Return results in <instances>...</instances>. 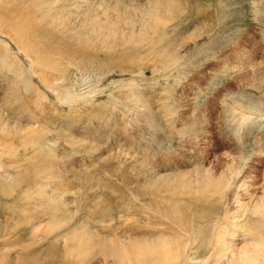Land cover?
I'll list each match as a JSON object with an SVG mask.
<instances>
[{"label":"rangeland","instance_id":"1","mask_svg":"<svg viewBox=\"0 0 264 264\" xmlns=\"http://www.w3.org/2000/svg\"><path fill=\"white\" fill-rule=\"evenodd\" d=\"M28 5L0 0V259L77 226L138 263L264 264V0H38L51 35Z\"/></svg>","mask_w":264,"mask_h":264},{"label":"bare ground","instance_id":"2","mask_svg":"<svg viewBox=\"0 0 264 264\" xmlns=\"http://www.w3.org/2000/svg\"><path fill=\"white\" fill-rule=\"evenodd\" d=\"M21 1V0H20ZM23 1V0H22ZM18 2V1H17ZM37 2H38V0H31V5H28V6H26V7H23V9H21V11H26V16H27V13L29 12V15L26 17V20H27V23H28V26L27 27H30V28H33V29H42V30H48V35H51V30L49 29L50 28V25L49 24H45V25H43V26H34V24H31V19L30 18H35V13H34V11H35V9H36V7L38 6L37 5ZM19 4V3H18ZM17 4V5H18ZM17 7V6H16ZM16 12H18V8H17V10H16ZM23 17H25V16H23ZM40 25V24H39ZM108 25H109V22L108 21H106L105 23H102V22H98L97 21V26H99V27H103V28H107L108 27ZM155 26V25H154ZM114 27V26H113ZM157 27V26H156ZM12 33H13V39H14V41L15 42H17V43H22V44H24V45H26V46H28V47H31L30 45H27L22 39H20L19 38V33H18V31L16 30V29H13L12 30ZM57 40H59V39H57ZM18 114V113H17ZM25 117V116H24ZM15 126V125H14ZM15 138H18V137H16V135L14 136ZM20 137V136H19ZM22 137V136H21ZM20 137V138H21ZM42 145V144H41ZM41 169V168H40ZM41 171V170H40ZM200 174V173H199ZM179 176V175H178ZM199 176V175H198ZM200 176H202V175H200ZM185 178V177H184ZM198 178V177H197ZM202 178V177H201ZM178 179V180H177ZM177 179H175V180H177V181H179V177L177 178ZM181 179V178H180ZM186 180V179H185ZM197 180H199V179H197ZM177 181H175L177 184H178V186H179V183H182V182H180L179 181V183L177 182ZM185 182H187V180L185 181ZM189 182V181H188ZM200 182V180L198 181V183ZM202 182V181H201ZM201 182H200V184H201ZM162 183H171V182H162ZM161 183V184H162ZM184 183V182H183ZM175 183H173V185H174ZM190 184V183H189ZM167 185V184H166ZM164 186V188L166 189L168 186H165V185H163ZM163 186H162V188H163ZM176 187V186H175ZM161 188V187H160ZM163 188V189H164ZM178 187H176V189H177ZM183 188H185V184H184V186H183ZM156 189H158L157 187H156ZM165 189L163 190V191H165ZM179 189V188H178ZM177 189V190H178ZM186 190H187V188H185ZM169 190H171V189H169ZM177 190H175V191H177ZM168 191V190H167ZM177 192H179L180 193V191H177ZM184 192V191H183ZM160 193V192H159ZM166 193V192H165ZM169 193V195L171 194L172 195V193H174V191H172L171 190V192H168ZM158 194V193H157ZM160 197V196H159ZM173 200V199H172ZM158 201V200H157ZM166 201H167V199H166ZM164 202V201H163ZM168 204V203H167ZM175 205V204H174ZM178 206V205H177ZM172 207V206H171ZM163 209H164V207H163ZM162 210V209H161ZM165 210V209H164ZM167 210V209H166ZM177 211V210H176ZM171 212V211H170ZM170 212H168V214H170ZM259 212V211H258ZM165 213V212H164ZM260 213V212H259ZM186 214H188L187 212H186ZM193 216V215H192ZM171 217V216H170ZM177 217H179V216H177ZM181 217V216H180ZM193 218V217H192ZM175 219V218H174ZM176 220V219H175ZM51 221H53V219L51 220ZM52 223V222H51ZM58 223V222H57ZM70 223V222H69ZM72 224V223H71ZM70 224V225H71ZM77 224V223H76ZM53 225V224H52ZM67 225V224H66ZM193 225V224H192ZM182 226V225H181ZM198 226V225H197ZM186 227V226H185ZM193 227V226H192ZM191 227V228H192ZM67 229L66 230H70V231H65V233H63V235L60 233L59 234V237H61V239L62 238H64L65 239V241H62V243L64 244V248H62V250H59V249H53V255L55 256V258H53L52 257V261L50 262V263H48V264H78L77 263V256H78V252L79 251H81V252H86V251H92V249L93 248H95V249H99L102 253H104L106 256H108V257H111V259H113V260H117L116 262H114L113 264H147L146 262L145 263H142V262H140V263H138V261L139 260H137L138 259V257L139 256H141L140 258H142V257H149L148 255H150V252L151 253H155V252H152V251H150L149 252V250L147 249V247L145 246V245H141L140 243H137V245H139V246H137L136 248L137 249H139V251H140V253L139 252H136V254L135 255H133L132 256V254H134L135 253V251L134 250H131V249H129L128 251H124L123 250V248L120 246L121 244L119 243L118 245L116 244V245H114L113 244V242H110V241H107V240H103L102 241V239L100 238V240H98V241H96V240H94V237L93 236H91L92 234H90V233H88L87 232V230L86 231H79V232H77L76 233V230H77V226H73V228H71L70 226L68 227H66ZM194 228V227H193ZM179 229H181V228H179ZM83 230H85V228H83ZM194 230H196V229H194ZM162 232V231H161ZM165 233V232H164ZM159 234V233H158ZM160 234H162V233H160ZM159 234V235H160ZM166 234H168V233H166ZM186 234V233H185ZM165 235V234H164ZM163 236V235H162ZM187 236V235H186ZM164 237V236H163ZM162 237V238H163ZM180 237V236H179ZM191 237H192V235H191ZM252 237V236H251ZM157 238V237H156ZM188 238V237H187ZM192 238H194V237H192ZM192 238L191 239H189V241L191 240V242H192ZM254 238V237H253ZM256 238V237H255ZM97 239V238H96ZM159 239V238H158ZM164 239V238H163ZM165 239H167V238H165ZM164 239V240H165ZM173 239V238H172ZM256 239H258V238H256ZM262 238H260V239H258V240H261ZM137 240V239H136ZM160 240V239H159ZM168 240V239H167ZM166 240V241H167ZM182 240V239H181ZM194 240V239H193ZM195 240H197V239H195ZM142 241V240H141ZM145 241H147V240H145ZM153 241H155L154 239H153ZM170 241V240H169ZM171 241H173V240H171ZM185 241V240H184ZM220 241V240H219ZM121 242V241H120ZM124 242V241H123ZM129 242V241H128ZM150 242V241H149ZM177 242V241H176ZM175 242V243H176ZM179 242V241H178ZM228 242V241H227ZM129 243H131V242H129ZM133 243H134V241H133ZM146 243V242H145ZM152 243H154V242H152ZM152 243H149V244H152ZM165 243H167V242H165ZM169 243V242H168ZM173 243V242H172ZM189 243V242H188ZM136 244V243H135ZM155 244V243H154ZM157 244H158V242H157ZM192 244V243H191ZM46 245V244H45ZM55 245H59V244H56L55 242H48V245H47V247H49V249H51L52 250V247H55ZM165 245V244H164ZM223 245H225V244H223ZM131 246V245H130ZM136 246V245H135ZM149 246V245H148ZM174 246H176V245H174ZM201 246V245H200ZM226 246V245H225ZM232 246V245H231ZM249 246H250V244H249ZM158 247V246H157ZM156 247V248H157ZM170 247V246H169ZM178 247H179V244H178ZM185 247H187V245L185 246ZM248 247V246H247ZM255 249H256V246H253ZM125 248V247H124ZM127 248V247H126ZM125 248V249H126ZM154 248V247H153ZM155 248V249H156ZM164 248H168V245L166 246L165 245V247ZM182 248H183V246H182ZM192 248V247H191ZM262 247H258L257 246V250H260ZM137 249H136V251H137ZM158 249H160V248H157L156 249V251L158 250ZM163 248H161L160 249V252H161V250H162ZM172 249H174V248H172ZM171 249V250H172ZM187 249H189V248H187ZM187 249H186V252H187ZM231 248H228V249H226L225 250V252L227 251V250H230ZM252 249V248H251ZM113 250H116V254L115 255H112L111 254V252L113 251ZM174 250H176V248L174 249ZM179 250H180V248H179ZM190 250V249H189ZM188 250V251H189ZM243 250H244V247H243ZM243 250H241V251H243ZM173 251V250H172ZM178 251V250H177ZM232 251V250H231ZM248 251H250V250H248ZM253 251V250H252ZM50 252V251H49ZM164 252V251H163ZM181 252H183V250L181 251ZM244 252V253H243ZM242 252V255L243 254H245V255H247V251H243ZM157 253V255L159 254V250H158V252H156ZM169 253H171V252H169ZM184 253V252H183ZM189 254H190V251L188 252ZM187 253V254H188ZM233 253V252H232ZM240 253V252H239ZM253 253H254V251H253ZM162 254V253H161ZM167 254V253H166ZM172 254H174V252H172ZM234 254V253H233ZM233 254H231L232 256H233ZM255 254H256V252H255ZM262 254V253H261ZM260 254V255H261ZM53 255H51V256H53ZM160 255V254H159ZM168 255V254H167ZM178 255H180V254H178ZM182 255V254H181ZM185 255V254H184ZM183 255V256H184ZM190 255H192V254H190ZM240 255L241 254H239V257H240ZM244 255V256H245ZM249 255H251L250 254V252H249ZM160 256H162V255H160ZM163 256H165V255H163ZM162 256V257H163ZM183 256L181 257V259L183 258ZM187 256V255H186ZM185 256V257H186ZM238 256V255H237ZM248 256V255H247ZM253 256V255H252ZM108 257H106L107 258V260H109V258ZM150 257H152V256H150ZM173 257V256H172ZM239 257H238V259H239ZM155 258H157V257H155ZM192 258V257H191ZM190 258V259H191ZM246 258V257H245ZM251 258V257H250ZM254 258H255V256H254ZM254 258H252V260L254 259ZM127 259L128 260H130V262L128 263L127 262ZM144 259V258H143ZM151 259H153V257L151 258ZM158 259V258H157ZM180 259V258H179ZM194 259H196V258H194ZM247 259V258H246ZM249 259V258H248ZM104 260H105V258H104ZM103 260V261H104ZM106 260V261H107ZM141 261H143L142 259H140ZM155 260V259H154ZM153 260V261H154ZM166 260V259H165ZM197 260V259H196ZM250 260V259H249ZM256 260V259H255ZM132 261V262H131ZM152 261V260H151ZM150 261V262H151ZM157 261V260H156ZM169 261V260H168ZM167 261V262H168ZM193 261V260H192ZM242 260H239V262H235V263H240ZM247 261V260H246ZM155 262V261H154ZM161 262V261H160ZM160 262L159 263H156V264H160ZM181 262H183V260L181 261ZM194 262V261H193ZM234 262V261H233ZM250 262V261H249ZM252 262V261H251ZM108 263V262H107ZM163 263V262H162ZM161 263V264H162ZM164 263H165V261H164ZM169 263H171V259H170V262H168V264ZM173 263V262H172ZM171 263V264H172ZM190 263V262H189ZM229 263V262H228ZM234 263V264H235ZM256 263V262H255ZM255 263H252V264H255ZM0 264H11V262L7 259V258H3V259H0ZM15 264H41L40 262H39V260L38 259H34V260H28L26 257H24L23 255H21L20 257H18V259H17V261H16V263ZM103 264H106L105 262H103ZM148 264H150V263H148ZM182 264V263H181ZM184 264H185V262H184ZM191 264V263H190ZM241 264H243L242 262H241ZM244 264H246L245 263V261H244ZM247 264H248V261H247Z\"/></svg>","mask_w":264,"mask_h":264}]
</instances>
